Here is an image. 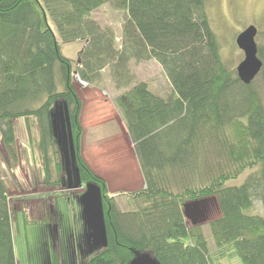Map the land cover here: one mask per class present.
Masks as SVG:
<instances>
[{
	"label": "trees",
	"instance_id": "obj_1",
	"mask_svg": "<svg viewBox=\"0 0 264 264\" xmlns=\"http://www.w3.org/2000/svg\"><path fill=\"white\" fill-rule=\"evenodd\" d=\"M109 4L124 11L121 46L115 29L91 17ZM74 40L84 41L77 68L61 51L63 42ZM258 55L264 65L262 47ZM151 59L170 80L167 97L136 81L130 69L133 60ZM106 67L123 90L114 103L146 182L131 193L136 205L129 211L82 156L83 100L75 75L96 85ZM258 75L264 76V66ZM257 77L245 84L225 65L205 0H0L2 141L15 161L14 121L34 116L40 151L51 164L50 149L59 150L51 111L67 103L83 186L98 187L107 234V246L86 264H128L152 247L160 264H223L230 254L239 264H264V216L247 212L258 200L264 211V98ZM245 174L241 184H228ZM7 192L0 175V264H17ZM210 196L221 210L209 222L215 249L200 226L189 227L184 209ZM52 258L59 264L56 254Z\"/></svg>",
	"mask_w": 264,
	"mask_h": 264
},
{
	"label": "rangeland",
	"instance_id": "obj_2",
	"mask_svg": "<svg viewBox=\"0 0 264 264\" xmlns=\"http://www.w3.org/2000/svg\"><path fill=\"white\" fill-rule=\"evenodd\" d=\"M205 11L217 35L220 53L227 67L237 69L245 58L244 51L239 48L236 39L250 24L257 26L256 43L264 50V0H205ZM91 17L102 26H111L115 29L117 43L121 46L125 19L123 10H117L111 4L103 5L94 11ZM83 46L84 41L80 40L61 44V51L73 60L76 68ZM130 69L136 81H148L153 92L164 97L172 92L170 80L156 59L140 63L133 60ZM101 72V79L96 85L89 86L79 79L78 74L74 79L78 95L83 100L82 106L86 107L82 109L80 121L83 127L82 156L87 162H96L98 171L96 172L107 180L108 190L116 196L115 201L121 210L129 211L136 205L130 196L131 193L145 188L146 182L139 159L134 153L124 117L114 103V99L123 90L117 88L109 67ZM255 87L264 98V76L258 75ZM14 122L17 130L15 145L17 159L14 161L7 152L0 131V175L8 189L17 264L54 263L53 246H57L59 238L49 235L44 219L51 218L52 222L58 219L56 213L58 208L63 219L62 229L63 235L67 236V243L73 247L75 231L79 230L78 234L83 235L79 247L73 248L74 251L68 247L66 252L60 255L59 264H84L90 255L102 247L99 243L93 247L90 236L85 235L87 230L83 224L81 211L87 185L68 188L66 171L63 167L61 173L57 171V165L62 159L61 152L58 150L57 153L56 147L50 149L51 164L46 165L47 162L40 151L41 129L36 117H18ZM47 171L51 174L50 178L47 177L49 173ZM60 176L64 179L61 183L57 181ZM246 177L247 174L228 184H241ZM139 185L142 187L138 188ZM35 200L37 201L34 202ZM216 201V197L201 201L193 200L189 208L195 210V215L187 217L189 227L195 225L201 227L212 249H215V241L209 229V222L221 215ZM254 206V209L247 212L259 211L264 216L263 206L259 200L254 202ZM222 261L223 264H239L231 254ZM128 264L160 263L152 247L138 251Z\"/></svg>",
	"mask_w": 264,
	"mask_h": 264
},
{
	"label": "water",
	"instance_id": "obj_3",
	"mask_svg": "<svg viewBox=\"0 0 264 264\" xmlns=\"http://www.w3.org/2000/svg\"><path fill=\"white\" fill-rule=\"evenodd\" d=\"M257 35V26L250 24V26L239 33L236 39L237 45L244 51L245 55V58L237 67V74L245 84H250L264 66L263 60L258 55ZM54 107L51 111V128L61 152L62 165L63 170L66 171L68 188H79L83 186V181L78 160L76 159L75 138L71 124L70 108L66 102L56 103ZM84 197L81 212L83 213L82 218L85 224V230H87L85 235L90 236L92 241L90 242L93 243V247L99 243L102 245L101 249L103 247L105 248L107 246V234H105L104 212L98 187L92 183H88ZM190 203L186 202L184 205L186 217L195 215V210L189 208Z\"/></svg>",
	"mask_w": 264,
	"mask_h": 264
},
{
	"label": "crops",
	"instance_id": "obj_4",
	"mask_svg": "<svg viewBox=\"0 0 264 264\" xmlns=\"http://www.w3.org/2000/svg\"><path fill=\"white\" fill-rule=\"evenodd\" d=\"M89 86H91L90 84H88ZM76 87V86H75ZM78 88V87H77ZM84 105V104H83ZM83 108H86L85 106H83ZM82 116L84 117V114H82ZM133 143V142H132ZM134 153H135V149H134ZM136 155V153H135ZM137 157V156H136ZM138 158V157H137ZM125 159V158H124ZM89 164H91L90 166L92 167L93 170L97 171L96 167V162H90L88 161ZM98 172V171H97ZM142 185V184H141ZM139 185L138 188L141 186ZM142 187V186H141ZM36 191V190H35ZM213 196H210V197H204L203 199H196V201H201V200H204V199H207V198H211ZM215 197V196H214ZM217 198V197H216ZM37 200H35L34 202H36ZM195 201V200H194ZM189 202H193V201H188ZM217 203V206L218 208L219 207V203H218V199L216 201ZM55 204V203H54ZM58 205V204H57ZM184 209H185V206H184ZM51 218H49L48 220L45 219V224L46 226L48 227L47 229V232L49 233V235H53L54 237H58V238H62L63 236H61V233H60V225H59V222H60V219H55L53 222L50 220ZM83 224H84V221H83ZM84 227H85V224H84ZM79 231V230H78ZM78 231H75V235H76V238L75 240L73 241V247L70 246L67 242H68V239H67V236L63 237L61 240L62 242H59V239H58V244H57V248L59 249V258H60V255H63L64 252H66V250L68 249V247H70L73 250V248H76V247H79L78 244L81 243V241L83 240V235L82 234H78ZM56 247V246H55ZM104 248V247H103ZM102 248V249H103ZM101 250V249H100ZM93 255V254H92ZM91 255L88 257L90 258ZM61 259V258H60ZM88 261V259H86V262L84 264H86ZM62 264V263H61Z\"/></svg>",
	"mask_w": 264,
	"mask_h": 264
},
{
	"label": "flooded vegetation",
	"instance_id": "obj_5",
	"mask_svg": "<svg viewBox=\"0 0 264 264\" xmlns=\"http://www.w3.org/2000/svg\"><path fill=\"white\" fill-rule=\"evenodd\" d=\"M57 208H58V207H57ZM59 212H60V211H59V208H58V211L56 210V213H58V216H59V219H60V222H59V225H60V233H61V236L65 237V236L63 235L64 233H63V229H62V226H63V225H62V220H63V219H62V217L60 216ZM49 217H50V216H49ZM44 220H45V219H44ZM63 237H62V238H63ZM62 238H61V239H62ZM61 239L59 238V242H62ZM55 246H56V245H55ZM55 246H53V247H54V252H53L54 254H53V255L56 254L57 257H58V256H59V249L57 248V246H56V247H55ZM59 259H60V258H59ZM61 262H62V261H61Z\"/></svg>",
	"mask_w": 264,
	"mask_h": 264
},
{
	"label": "built area",
	"instance_id": "obj_6",
	"mask_svg": "<svg viewBox=\"0 0 264 264\" xmlns=\"http://www.w3.org/2000/svg\"><path fill=\"white\" fill-rule=\"evenodd\" d=\"M79 79H80V77H79ZM81 80V79H80Z\"/></svg>",
	"mask_w": 264,
	"mask_h": 264
}]
</instances>
